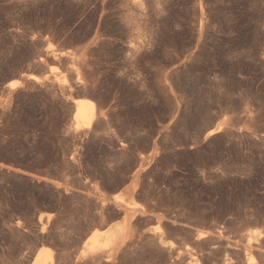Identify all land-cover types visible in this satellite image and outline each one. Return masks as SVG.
Masks as SVG:
<instances>
[{
  "label": "rangeland",
  "instance_id": "obj_1",
  "mask_svg": "<svg viewBox=\"0 0 264 264\" xmlns=\"http://www.w3.org/2000/svg\"><path fill=\"white\" fill-rule=\"evenodd\" d=\"M59 120L58 166L17 165ZM4 170L44 185L0 190V215L29 209L2 218L0 264L43 245L54 264H264V0H0ZM108 221L121 244L93 253Z\"/></svg>",
  "mask_w": 264,
  "mask_h": 264
},
{
  "label": "bare ground",
  "instance_id": "obj_2",
  "mask_svg": "<svg viewBox=\"0 0 264 264\" xmlns=\"http://www.w3.org/2000/svg\"><path fill=\"white\" fill-rule=\"evenodd\" d=\"M29 77L35 80H40V77L34 74L29 75ZM19 85H21V81L15 79L8 84V89L14 90ZM96 114H97V106L91 99L89 98L75 99V108L73 112V121L75 128L77 129L89 128L93 123ZM214 131H216V129L212 130L210 134L213 133ZM125 213L127 218L132 216L133 214L132 208L127 207L125 209ZM48 216H51V214L47 213L45 217ZM124 230H125V226H123L122 224H116V225L111 223L108 225L106 224L104 229L102 230L95 229L92 231L91 235L87 240V242L89 241L87 245L91 246L92 248L91 251L93 253L99 252V248H101V246H105V247L111 246L110 250H115L116 248H118V245L121 244L120 241L123 238ZM199 235L203 236L205 234L200 233ZM252 261L253 258H250V262ZM54 263H55L54 251L51 247L45 245L41 246L38 249L35 257L33 258V261L31 262V264H54Z\"/></svg>",
  "mask_w": 264,
  "mask_h": 264
},
{
  "label": "trees",
  "instance_id": "obj_3",
  "mask_svg": "<svg viewBox=\"0 0 264 264\" xmlns=\"http://www.w3.org/2000/svg\"><path fill=\"white\" fill-rule=\"evenodd\" d=\"M63 113L60 112L58 114V118L62 119ZM60 123L61 121L59 120L58 125H56L55 127H53L51 129L52 133L49 134V132H47V128H39V135L37 138V141L35 143H32L31 146H33L32 148L38 152V150H45L47 149L48 152L51 151L54 145H56L55 150H53L50 153L45 154L43 157L39 158L37 157V153L33 154V155H27L23 158H19V159H15L14 162L19 165L22 168H25L27 170L30 171H36L38 168H50V170L53 171L52 166H58V162L60 160V155H59V150L60 147L57 145V136L56 134L59 133L60 131ZM27 146V149L29 148V144L26 142L25 144ZM5 174H6V179L4 180V182L1 184L0 186V190H8V191H12L14 189V185H17V182H15V180L12 178L14 175H16V177L18 178H22L24 179V181H26L25 183L28 185V187H33L34 185H44V182L37 184V182H27V179H29V177L27 175H23V174H14V172L12 173H7L6 170ZM12 207L5 211V213H3L2 215H0V224H1V220L3 217H9V215L11 213H17L19 214L23 219L26 218V214L29 212V209H22V208H17L16 205H14L13 203Z\"/></svg>",
  "mask_w": 264,
  "mask_h": 264
},
{
  "label": "water",
  "instance_id": "obj_4",
  "mask_svg": "<svg viewBox=\"0 0 264 264\" xmlns=\"http://www.w3.org/2000/svg\"><path fill=\"white\" fill-rule=\"evenodd\" d=\"M37 251V250H36Z\"/></svg>",
  "mask_w": 264,
  "mask_h": 264
}]
</instances>
